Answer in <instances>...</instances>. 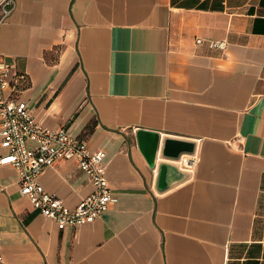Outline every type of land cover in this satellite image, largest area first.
<instances>
[{"label":"crops","instance_id":"1","mask_svg":"<svg viewBox=\"0 0 264 264\" xmlns=\"http://www.w3.org/2000/svg\"><path fill=\"white\" fill-rule=\"evenodd\" d=\"M0 61L12 100L104 153L118 198L60 230L0 166L4 264H264V0H16ZM38 182L69 208L93 191L75 161Z\"/></svg>","mask_w":264,"mask_h":264},{"label":"built area","instance_id":"2","mask_svg":"<svg viewBox=\"0 0 264 264\" xmlns=\"http://www.w3.org/2000/svg\"><path fill=\"white\" fill-rule=\"evenodd\" d=\"M15 7L16 0H0V22ZM8 76V66L0 61V146L5 150L0 156V166L10 165L17 171L21 195L60 230L93 223L118 202L105 177L104 153L91 151L64 130H52L37 122L26 102L10 98L14 85ZM61 160L77 162L93 186V191L75 208H69L55 194L46 192L38 182L44 170L53 168ZM0 264H4L1 240Z\"/></svg>","mask_w":264,"mask_h":264},{"label":"water","instance_id":"3","mask_svg":"<svg viewBox=\"0 0 264 264\" xmlns=\"http://www.w3.org/2000/svg\"><path fill=\"white\" fill-rule=\"evenodd\" d=\"M136 140L139 149L144 154L148 164L154 166L156 159V153L158 150L159 135L154 132H148L144 130H138L136 133ZM192 148L185 143L176 142V141H167L164 143L162 150V155L166 157H175L178 158L184 152H190ZM164 166L162 167V174L160 180L164 179Z\"/></svg>","mask_w":264,"mask_h":264}]
</instances>
